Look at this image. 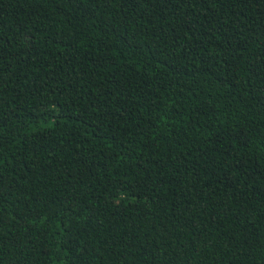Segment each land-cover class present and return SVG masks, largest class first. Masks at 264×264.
Segmentation results:
<instances>
[{
    "label": "trees",
    "instance_id": "obj_1",
    "mask_svg": "<svg viewBox=\"0 0 264 264\" xmlns=\"http://www.w3.org/2000/svg\"><path fill=\"white\" fill-rule=\"evenodd\" d=\"M0 264H264V0H0Z\"/></svg>",
    "mask_w": 264,
    "mask_h": 264
}]
</instances>
